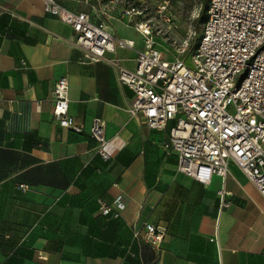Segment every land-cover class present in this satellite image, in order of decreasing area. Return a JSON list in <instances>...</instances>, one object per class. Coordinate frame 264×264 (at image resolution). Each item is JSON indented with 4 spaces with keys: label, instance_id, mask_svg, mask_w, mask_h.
<instances>
[{
    "label": "crops",
    "instance_id": "0c3cea01",
    "mask_svg": "<svg viewBox=\"0 0 264 264\" xmlns=\"http://www.w3.org/2000/svg\"><path fill=\"white\" fill-rule=\"evenodd\" d=\"M59 1L134 40L107 56L136 68L144 39L125 8ZM75 38L44 0H0V264H264V195L246 173L230 165L222 207L223 179L187 176L165 148L174 121L157 130L132 114L134 90ZM61 76L81 131L54 115ZM95 117L106 123L108 160L91 132ZM119 195L121 215H104L99 199L114 204ZM147 223L166 229L157 246Z\"/></svg>",
    "mask_w": 264,
    "mask_h": 264
},
{
    "label": "built area",
    "instance_id": "2783aa9c",
    "mask_svg": "<svg viewBox=\"0 0 264 264\" xmlns=\"http://www.w3.org/2000/svg\"><path fill=\"white\" fill-rule=\"evenodd\" d=\"M44 2L49 13L73 26V44L91 62L106 60L118 69L120 80L135 92L132 114L157 130L174 121L165 148L177 154L181 172L205 184L220 176L222 207L227 206L225 180L231 164L240 167L264 195V0H208L196 48L192 50L191 39L186 38L176 44L178 56L172 59L158 47L151 22L135 20L143 11L126 8L127 22L135 24L144 39L135 69L107 56L118 48L134 47V40L113 34L105 21H93L88 12L73 11L59 0ZM159 12L171 20L167 5ZM53 112L62 125L82 130L70 113L67 76L56 82ZM105 127L103 119H93L92 135L108 160ZM99 203L104 215L115 217L126 207L122 195L114 204L103 199ZM146 228L153 245L162 242L165 228L152 223Z\"/></svg>",
    "mask_w": 264,
    "mask_h": 264
},
{
    "label": "rangeland",
    "instance_id": "374dc122",
    "mask_svg": "<svg viewBox=\"0 0 264 264\" xmlns=\"http://www.w3.org/2000/svg\"><path fill=\"white\" fill-rule=\"evenodd\" d=\"M121 8L136 7L143 11L137 20L150 21L153 27V35L158 47L166 57L175 58L176 44L184 39H191L194 50L201 37L203 23L207 15L208 0H115ZM167 5V13L171 20L160 16L159 8ZM123 12V10H122ZM189 57L190 54L186 55Z\"/></svg>",
    "mask_w": 264,
    "mask_h": 264
},
{
    "label": "clouds",
    "instance_id": "9594fccd",
    "mask_svg": "<svg viewBox=\"0 0 264 264\" xmlns=\"http://www.w3.org/2000/svg\"><path fill=\"white\" fill-rule=\"evenodd\" d=\"M106 150H108V149L106 148Z\"/></svg>",
    "mask_w": 264,
    "mask_h": 264
}]
</instances>
